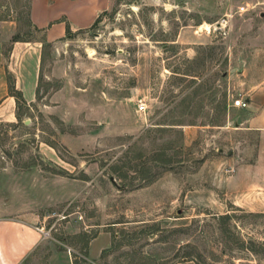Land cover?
Here are the masks:
<instances>
[{
  "label": "rangeland",
  "instance_id": "obj_1",
  "mask_svg": "<svg viewBox=\"0 0 264 264\" xmlns=\"http://www.w3.org/2000/svg\"><path fill=\"white\" fill-rule=\"evenodd\" d=\"M30 4L0 0V84L43 42L0 110V220L45 236L24 264H264V0H111L50 43Z\"/></svg>",
  "mask_w": 264,
  "mask_h": 264
},
{
  "label": "crops",
  "instance_id": "obj_2",
  "mask_svg": "<svg viewBox=\"0 0 264 264\" xmlns=\"http://www.w3.org/2000/svg\"><path fill=\"white\" fill-rule=\"evenodd\" d=\"M110 3L111 0H31L28 12L30 27L42 33L45 42L50 43L63 38L66 35V28L70 31L90 28L99 15L109 8ZM12 44L15 49H24L25 56L30 55L32 49L37 52L33 59L32 73L20 75L23 76L22 78L19 75L16 76L15 82V89L29 104L35 98L36 79L40 65L39 51L34 46L40 47L43 42L15 40ZM23 45H25L24 48ZM5 105L7 108L16 107V102L8 94L3 81L0 84L1 111L4 110ZM44 242L45 236L41 228L19 220H0V264H24ZM97 242L95 239L91 245ZM98 247L100 248L97 251H89L92 258L100 254L104 245L99 244ZM48 262L49 264H71V259L68 253L53 252Z\"/></svg>",
  "mask_w": 264,
  "mask_h": 264
},
{
  "label": "built area",
  "instance_id": "obj_3",
  "mask_svg": "<svg viewBox=\"0 0 264 264\" xmlns=\"http://www.w3.org/2000/svg\"><path fill=\"white\" fill-rule=\"evenodd\" d=\"M238 10H239V12H242L244 10V8L240 7ZM232 106L235 108H245L246 103L242 99L237 98L234 101H232ZM143 109H144L143 105H140L139 110H143Z\"/></svg>",
  "mask_w": 264,
  "mask_h": 264
},
{
  "label": "trees",
  "instance_id": "obj_4",
  "mask_svg": "<svg viewBox=\"0 0 264 264\" xmlns=\"http://www.w3.org/2000/svg\"><path fill=\"white\" fill-rule=\"evenodd\" d=\"M96 22V21H95ZM69 29L68 28H66V34L67 33H69ZM12 41H15V40H12ZM8 94L11 96V97H13L14 98V100H15V102H16V105H17V103H18V94H19V96L21 97V99H22V95H21V93L19 92V91H17L16 89H15V87H13V88H8ZM15 117L17 118V115L15 114ZM263 246H264V244H263Z\"/></svg>",
  "mask_w": 264,
  "mask_h": 264
}]
</instances>
